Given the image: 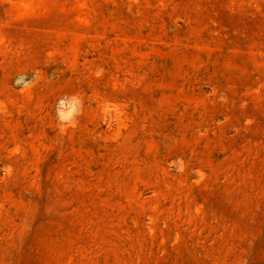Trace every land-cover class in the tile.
<instances>
[{
	"label": "rangeland",
	"instance_id": "374dc122",
	"mask_svg": "<svg viewBox=\"0 0 264 264\" xmlns=\"http://www.w3.org/2000/svg\"><path fill=\"white\" fill-rule=\"evenodd\" d=\"M0 264H264V0H0Z\"/></svg>",
	"mask_w": 264,
	"mask_h": 264
},
{
	"label": "clouds",
	"instance_id": "9594fccd",
	"mask_svg": "<svg viewBox=\"0 0 264 264\" xmlns=\"http://www.w3.org/2000/svg\"><path fill=\"white\" fill-rule=\"evenodd\" d=\"M80 100L77 97L63 99L57 107V116L62 123H72L79 114Z\"/></svg>",
	"mask_w": 264,
	"mask_h": 264
}]
</instances>
